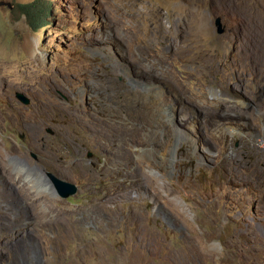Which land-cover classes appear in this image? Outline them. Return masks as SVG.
Returning a JSON list of instances; mask_svg holds the SVG:
<instances>
[{
    "label": "rangeland",
    "instance_id": "rangeland-1",
    "mask_svg": "<svg viewBox=\"0 0 264 264\" xmlns=\"http://www.w3.org/2000/svg\"><path fill=\"white\" fill-rule=\"evenodd\" d=\"M32 1L0 0V264H264V0Z\"/></svg>",
    "mask_w": 264,
    "mask_h": 264
},
{
    "label": "water",
    "instance_id": "water-1",
    "mask_svg": "<svg viewBox=\"0 0 264 264\" xmlns=\"http://www.w3.org/2000/svg\"><path fill=\"white\" fill-rule=\"evenodd\" d=\"M215 26L219 34H222L226 31V27L223 24L221 16L216 17ZM17 97L25 104H29L31 102L30 98L25 93L18 92ZM47 132L50 134H55V130L52 127H48ZM19 137L24 139L25 134L20 133ZM31 154L36 158V154L34 152H31ZM47 175L51 179L57 195H59L61 198L67 199L78 194L80 187L76 182L64 179L53 172H47Z\"/></svg>",
    "mask_w": 264,
    "mask_h": 264
},
{
    "label": "trees",
    "instance_id": "trees-1",
    "mask_svg": "<svg viewBox=\"0 0 264 264\" xmlns=\"http://www.w3.org/2000/svg\"><path fill=\"white\" fill-rule=\"evenodd\" d=\"M19 8L27 15L33 26H40L47 20L49 6L42 3V0H34L29 3H20Z\"/></svg>",
    "mask_w": 264,
    "mask_h": 264
},
{
    "label": "flooded vegetation",
    "instance_id": "flooded-vegetation-1",
    "mask_svg": "<svg viewBox=\"0 0 264 264\" xmlns=\"http://www.w3.org/2000/svg\"><path fill=\"white\" fill-rule=\"evenodd\" d=\"M85 123L84 124H82V126H81V129H82V131H85ZM96 156V153L95 152H93V151H88L87 152V163L88 164H90V165H92L93 167H95L96 166V163L94 162V157ZM36 157H37V155H36ZM83 156H81V157H79V158H77L76 159V161H79V164H81L82 162H83ZM84 163V165H86V163L85 162H83ZM86 169V168H85ZM84 169V170H85ZM93 171L91 170V169H89L88 168V170H86V171H84V173L81 175V179H82V181L85 183V185H84V187H85V189L86 188H89V186H90V184L93 182V180H94V177H92V175H93V173H92Z\"/></svg>",
    "mask_w": 264,
    "mask_h": 264
},
{
    "label": "bare ground",
    "instance_id": "bare-ground-1",
    "mask_svg": "<svg viewBox=\"0 0 264 264\" xmlns=\"http://www.w3.org/2000/svg\"><path fill=\"white\" fill-rule=\"evenodd\" d=\"M263 13V12H262ZM152 86V85H151ZM157 87V86H156ZM152 88H155L154 86H152ZM156 89V88H155ZM154 91V90H153ZM160 91V89H159ZM49 186V189H51L52 191H54L53 185L52 183L49 181V179L47 177H45V184H43V186Z\"/></svg>",
    "mask_w": 264,
    "mask_h": 264
}]
</instances>
